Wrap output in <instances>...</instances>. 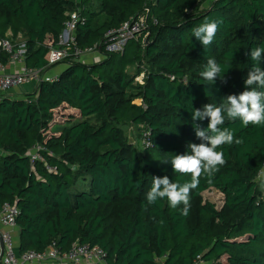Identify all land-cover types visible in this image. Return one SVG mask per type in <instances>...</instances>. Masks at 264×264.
Instances as JSON below:
<instances>
[{"label":"trees","instance_id":"1","mask_svg":"<svg viewBox=\"0 0 264 264\" xmlns=\"http://www.w3.org/2000/svg\"><path fill=\"white\" fill-rule=\"evenodd\" d=\"M206 2L0 0V37L9 31L13 40L25 37L28 66L53 68L48 47L74 11L83 17L76 46L101 53L93 63L72 54L58 80L40 82L27 99L0 102V210L6 203L20 210L21 253L53 242L68 251L81 242L102 247L108 264H264V126L226 120L243 143L217 149L226 163L211 182L200 178L187 215L166 198L147 205L152 177L190 182L170 160L201 142L193 124L206 128L208 120L193 121V110L246 90L253 63L246 53L264 46V0ZM147 9L142 35L124 52H108L107 34ZM205 18L219 22L206 49L191 31ZM8 56L0 49L3 62ZM208 58L222 66L226 83L217 78L210 85L199 76ZM141 74L143 83L136 80ZM66 106L79 118L53 126L55 112ZM127 125L138 131V143L129 140ZM147 131L151 147L141 144ZM36 144L53 154L33 163ZM213 189L224 195L221 208L204 198Z\"/></svg>","mask_w":264,"mask_h":264},{"label":"clouds","instance_id":"2","mask_svg":"<svg viewBox=\"0 0 264 264\" xmlns=\"http://www.w3.org/2000/svg\"><path fill=\"white\" fill-rule=\"evenodd\" d=\"M219 30V22L205 18L199 25L191 29L192 35L200 41L205 49L210 46ZM252 67L244 81L246 90L240 94H229L219 105L207 103L201 109L192 112V120H208L207 127L193 124L195 135L200 143H189V153L173 155L170 163L174 172L190 175V182L183 184L171 181L168 176L152 177V186L146 194L147 205L156 204L159 200L167 199L169 206L176 209L183 205L181 214L187 215L190 210V193L199 186L200 178H211L226 163L223 151H217L223 145H240L242 139L235 136L234 131L225 127V122L240 120L243 127L250 124L264 126V46L251 49ZM222 66L214 58H208L199 76L214 84L217 78L226 83ZM168 163L169 160L162 161ZM264 187V184H262Z\"/></svg>","mask_w":264,"mask_h":264},{"label":"built area","instance_id":"3","mask_svg":"<svg viewBox=\"0 0 264 264\" xmlns=\"http://www.w3.org/2000/svg\"><path fill=\"white\" fill-rule=\"evenodd\" d=\"M78 1V0H75ZM153 1V0H147ZM149 9L143 15L128 20L116 30H112L107 34L105 47L108 52L122 53L124 52L130 40L138 39L142 33L148 28ZM83 21L79 11L72 12L70 18L65 23V28L59 36V41L55 45L48 47L47 60L48 65H56L63 62L72 54L78 60L82 61L85 55L100 52L98 47H91L81 49L77 47L76 29L79 22ZM0 49L5 51L10 58V61L20 64L19 70L15 72H8L5 70L2 60L0 59V92L7 91L29 80H37L53 83L58 80V76L47 75L42 68H34L26 65V46L19 47L10 39L0 37ZM73 49V53L71 50ZM139 78V77H137ZM143 83V80H137ZM141 144L144 147L152 146V138L150 132L144 133ZM44 152L49 151L44 145L36 144L30 152L31 161H44ZM49 170H55L51 166H47ZM20 210L9 203H6L0 210V221L5 226H17V217ZM0 239L4 244V253L0 264H23L25 262L55 260L58 262H72L74 264H108L107 252L100 246H91L87 243L75 242L68 251H62L56 242H53L50 247L43 251L29 250L21 254L20 257L16 255L15 243L9 231L0 232Z\"/></svg>","mask_w":264,"mask_h":264},{"label":"crops","instance_id":"4","mask_svg":"<svg viewBox=\"0 0 264 264\" xmlns=\"http://www.w3.org/2000/svg\"><path fill=\"white\" fill-rule=\"evenodd\" d=\"M80 1V0H78ZM213 0H207V2L204 4V7H209V5L212 3ZM77 2V1H76ZM75 12V11H74ZM70 14L69 13V17L68 19L70 18ZM67 19V20H68ZM66 20V21H67ZM66 23V22H65ZM65 26V25H64ZM77 30V29H76ZM75 35H76V32H75ZM7 36L6 37L7 39H10L12 40L14 43H16L19 47H22L25 45L26 43V40H25V37L22 35V34H19L18 37L16 39H12L10 38L12 36V33L11 31H9L7 33ZM2 38V37H1ZM5 38V39H6ZM5 52V51H4ZM6 53V52H5ZM7 54V53H6ZM8 55V54H7ZM47 56V55H46ZM9 57V56H8ZM47 58V57H46ZM101 58V53L100 52H97V53H93V54H89V55H85L83 58H82V61H86L88 63H93L95 61H98L100 60ZM3 62V61H2ZM3 65H4V68L6 71L8 72H15L17 70H19L20 68V64H18L17 62L14 63L12 61H10V58H8V60L6 62H3ZM27 65V63H26ZM67 65L66 64H63V63H59L57 65H54L53 68H50L47 72V75H53V76H58L60 75L64 69H66ZM52 72V73H51ZM46 73V72H44ZM39 87V82L37 80H29L27 82H24L16 87H13L7 91H1L0 92V102L3 100V99H10V100H15V99H27V96L29 94H32V93H35L37 91ZM65 108V109H64ZM64 109V113H70L72 115L75 116V118H79L80 114H79V111L75 108H70L68 106L66 107H61L59 108L57 111H61ZM56 111V112H57ZM69 111V112H68ZM55 112V114H56ZM69 114V115H70ZM73 119L72 118H65L64 121H63V124L65 125L69 120ZM74 121V120H73ZM54 125H58L60 126V124H55L53 122V126ZM6 231H9L13 237V240H14V243H15V252H16V255L18 257L21 256V251H20V241H21V231L20 229L16 226V227H12V226H5L1 223L0 221V232H6ZM3 253H4V250H3V243L2 241L0 240V263H1V260H2V257H3ZM23 264H74L72 262H58V261H55V260H44V261H33V262H25Z\"/></svg>","mask_w":264,"mask_h":264},{"label":"rangeland","instance_id":"5","mask_svg":"<svg viewBox=\"0 0 264 264\" xmlns=\"http://www.w3.org/2000/svg\"><path fill=\"white\" fill-rule=\"evenodd\" d=\"M136 80H144V74H141L139 76V78H136ZM64 109L61 110L60 112L57 111L56 114L54 115V121L53 122L55 124L56 123L57 124H63V121L65 118L68 119V118H72L74 116L70 113H64L65 112ZM71 123L72 122H70L69 124H71ZM124 129H125V132L128 135V138L131 142H133V143L139 142V139L137 138V135H136L138 131L133 126L127 125V126H124ZM259 179L261 180L260 184L262 187V184H264V173L261 174ZM262 189L264 190V187H262ZM204 198L208 201L214 202L218 208H221V206L223 205V202H224V195L215 189L210 190V191H206L204 193Z\"/></svg>","mask_w":264,"mask_h":264},{"label":"water","instance_id":"6","mask_svg":"<svg viewBox=\"0 0 264 264\" xmlns=\"http://www.w3.org/2000/svg\"><path fill=\"white\" fill-rule=\"evenodd\" d=\"M1 240V239H0ZM2 241V240H1ZM2 243H3V241H2ZM3 250H4V244H3Z\"/></svg>","mask_w":264,"mask_h":264}]
</instances>
